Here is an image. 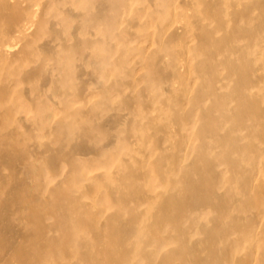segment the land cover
<instances>
[{"label":"bare ground","instance_id":"6f19581e","mask_svg":"<svg viewBox=\"0 0 264 264\" xmlns=\"http://www.w3.org/2000/svg\"><path fill=\"white\" fill-rule=\"evenodd\" d=\"M0 264H264V0H0Z\"/></svg>","mask_w":264,"mask_h":264}]
</instances>
